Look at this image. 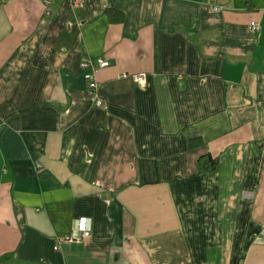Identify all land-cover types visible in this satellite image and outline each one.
Instances as JSON below:
<instances>
[{
    "label": "crops",
    "instance_id": "1",
    "mask_svg": "<svg viewBox=\"0 0 264 264\" xmlns=\"http://www.w3.org/2000/svg\"><path fill=\"white\" fill-rule=\"evenodd\" d=\"M0 264H264V0H0Z\"/></svg>",
    "mask_w": 264,
    "mask_h": 264
},
{
    "label": "built area",
    "instance_id": "2",
    "mask_svg": "<svg viewBox=\"0 0 264 264\" xmlns=\"http://www.w3.org/2000/svg\"><path fill=\"white\" fill-rule=\"evenodd\" d=\"M74 5L79 4L82 0H70ZM50 0H44V3L48 6ZM221 6L215 5L214 9L219 10ZM46 12H49L48 9ZM259 22L252 21L250 23V27L253 31H257L259 29ZM110 64V61L104 57H97L91 59L89 61L83 60L81 62V68L83 70V75L86 80V92L87 94L93 98L96 106H101L103 104V100L98 96L97 88L99 86V82L96 77V72L103 66H107ZM134 78L140 84L143 83L144 73H136L134 74ZM91 222L90 218L87 216H80L76 219V225L72 228L71 234H68L66 237L67 240L79 239L81 237L88 236L90 234ZM58 246L56 245L55 248Z\"/></svg>",
    "mask_w": 264,
    "mask_h": 264
},
{
    "label": "trees",
    "instance_id": "3",
    "mask_svg": "<svg viewBox=\"0 0 264 264\" xmlns=\"http://www.w3.org/2000/svg\"><path fill=\"white\" fill-rule=\"evenodd\" d=\"M105 13L108 15V18H110L111 20L117 19V21H121L124 18L123 14H121L120 17H117L118 12L112 8H107L105 10ZM252 21L258 22V20H251L250 23ZM202 143L203 140L201 138L189 139L190 148L198 147ZM219 166H220L219 156H215L210 153H205L200 155L197 160L198 173L216 171L219 169ZM72 205H73L72 200L66 199V200L56 201L51 204H47L44 207L48 211L53 223H55L56 226L59 225L58 230L61 233H63L62 237H65L71 233L70 223L72 221V216H71Z\"/></svg>",
    "mask_w": 264,
    "mask_h": 264
},
{
    "label": "rangeland",
    "instance_id": "4",
    "mask_svg": "<svg viewBox=\"0 0 264 264\" xmlns=\"http://www.w3.org/2000/svg\"><path fill=\"white\" fill-rule=\"evenodd\" d=\"M80 66H81V64H80ZM103 67H105V66H103ZM133 78H134V75H133ZM135 79V78H134Z\"/></svg>",
    "mask_w": 264,
    "mask_h": 264
}]
</instances>
